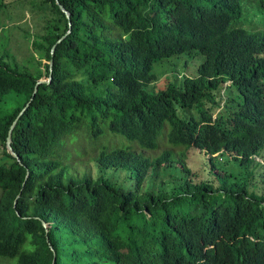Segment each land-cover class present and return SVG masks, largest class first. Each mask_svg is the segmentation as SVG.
I'll return each mask as SVG.
<instances>
[{
    "label": "trees",
    "instance_id": "trees-1",
    "mask_svg": "<svg viewBox=\"0 0 264 264\" xmlns=\"http://www.w3.org/2000/svg\"><path fill=\"white\" fill-rule=\"evenodd\" d=\"M25 2L39 69L0 58V264H264V28L246 0H59L70 22ZM195 52L198 76L157 88V63ZM152 175L162 192H143Z\"/></svg>",
    "mask_w": 264,
    "mask_h": 264
},
{
    "label": "rangeland",
    "instance_id": "rangeland-1",
    "mask_svg": "<svg viewBox=\"0 0 264 264\" xmlns=\"http://www.w3.org/2000/svg\"><path fill=\"white\" fill-rule=\"evenodd\" d=\"M25 1L0 0V7L3 6L0 8V58L12 67H16L15 62H17L20 65V69H25L36 74L39 69L38 61L36 59V53L31 50V42L38 34L30 35L29 32L35 34L41 28L37 23L36 16L31 11L30 5ZM246 5L247 15L244 19L245 28L252 30L263 29L264 14L260 11L257 3L246 0ZM203 61L204 56L199 52H195L193 56L183 54L157 63L154 67V73L159 77L156 82L157 88H165L169 81L175 85H179L185 76H198L199 66ZM181 150L183 152L184 148ZM188 153H190V150H186V153H184V159L188 166L192 167L195 165L197 159L199 162L196 165L202 166L199 153L196 154L194 152L196 156ZM1 165L11 166V161L0 154ZM160 171L162 170L155 169L153 172ZM168 179L170 180L168 175L166 177L163 175H152L146 182L143 192H162L163 183ZM122 182L125 183L124 178ZM1 195L2 190L0 189V197Z\"/></svg>",
    "mask_w": 264,
    "mask_h": 264
},
{
    "label": "water",
    "instance_id": "water-1",
    "mask_svg": "<svg viewBox=\"0 0 264 264\" xmlns=\"http://www.w3.org/2000/svg\"><path fill=\"white\" fill-rule=\"evenodd\" d=\"M56 2H57L58 7L60 8L61 12H62L63 14L66 15L67 19H68L69 22H70V14H69V13H68V12L62 7V6H60L59 0H56ZM69 28H70V30H69L68 34L71 32V29H72V25H71V23H70V25H69ZM68 34H67V35H68ZM67 35H66V36H67ZM66 36L62 37V38L57 42V44L53 46V48H52V55H54V52H55V50H56V48H57V45L60 44V43L65 39ZM52 67H53V60H51V62H50V70H51V72H52ZM43 83H49V81H46V80H41V81H39V82L37 83V85H36L35 92H34V96H35V94L37 93L38 86L41 85V84H43ZM32 100H33V98H32L31 101L27 104V106L23 109V111L20 113V115L17 117V119L13 122V125L11 126V129H10V132H9V135H8V138H7V149H8V151H10V152L12 153V155L15 156L18 160H20V157H19V155L16 153V151L14 150V147L12 146V132H13V130H14V128H15V125L17 124L19 118L24 114V112H25V111L27 110V108L30 106V103L32 102ZM17 204H18V201H16V207H17ZM45 227L48 228V224H47V223H45Z\"/></svg>",
    "mask_w": 264,
    "mask_h": 264
}]
</instances>
